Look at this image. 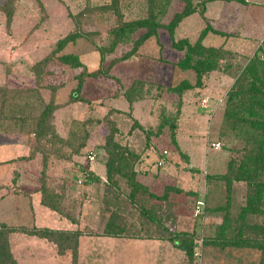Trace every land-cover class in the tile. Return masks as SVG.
<instances>
[{"label":"rangeland","instance_id":"374dc122","mask_svg":"<svg viewBox=\"0 0 264 264\" xmlns=\"http://www.w3.org/2000/svg\"><path fill=\"white\" fill-rule=\"evenodd\" d=\"M8 1L0 0V85L15 89L34 87L32 67L53 56L58 43L76 32L84 35L52 57L47 66L51 74L42 85L58 86L56 102L68 105L77 88V77L84 70L99 71L100 75L86 80L80 93L84 101L57 112V131L64 139L69 138L76 122L83 124L90 135L79 154L68 161L53 160L52 165L50 162L46 179L40 155L31 162L23 159L37 146L35 135L0 134V225L65 231L79 228L85 235L80 239L78 264H261V255L255 250L206 246L201 238L191 263L172 243L155 239L161 233L152 225L132 223L140 220L139 210L126 200L129 187L124 179L120 180V189L108 187V155L103 147L114 123L117 141L140 155L136 167L140 183L159 198L170 185L187 193L172 196L176 211L171 214L172 229L195 232L203 238L212 235L223 220L206 215L198 200L203 201L217 183L221 185L217 180L215 185H209V177L225 175L233 160L243 158V139L223 136L224 112L228 94L242 69L256 53L264 59V0H246L247 4L235 0H194L199 12L183 20L174 36L160 28L158 36L134 51L135 42L147 32L142 29L130 42L106 55L100 49L110 47L115 38L111 31L121 24L115 10L105 9L113 0H15L10 27L6 12L1 9ZM136 3L121 1L122 22L146 18L143 0ZM184 6L180 1L172 2L160 18L161 24L169 25ZM203 8L204 14H200ZM208 25L230 35L209 33L202 44L230 52L221 64L224 68L229 63L231 68L208 74L200 87L196 72L180 67L186 51L176 49L174 43L189 40L196 44ZM129 53L131 56L122 60ZM64 55L79 57L84 67L72 69L64 65L57 59ZM185 81L195 88L181 95L173 91ZM136 83H141L137 87L140 86L142 97L131 105L126 94ZM45 88L43 95L49 101L52 93ZM170 123L177 125L175 132ZM163 150L169 152L168 160L159 167ZM93 153L96 157L91 161L89 154ZM89 170L95 175L87 184ZM43 181L57 192L66 190V205L79 219L78 225L41 205V193L36 191ZM234 188L241 200L244 189ZM118 196L122 199L118 200ZM117 207L132 217L129 227L144 241L102 235L110 212ZM10 244L17 264L73 263L70 253L59 255L53 244L37 237L15 233Z\"/></svg>","mask_w":264,"mask_h":264},{"label":"trees","instance_id":"16d2710c","mask_svg":"<svg viewBox=\"0 0 264 264\" xmlns=\"http://www.w3.org/2000/svg\"><path fill=\"white\" fill-rule=\"evenodd\" d=\"M14 1L9 0L1 8L6 12L8 27L13 22ZM121 1L113 0L110 6L105 7V9H113L119 14L121 24L111 31L115 38L110 47L100 49L104 55L113 53L119 45L130 42L133 35L142 29H147V32L135 42L134 51H137L151 37L158 36V29L160 28L166 29L170 35L174 36L183 20L197 14L200 10L195 6L194 0H143L142 6L147 8L146 18L122 22L123 13L119 12ZM174 1L184 3V9L175 14L169 25H162L160 18L166 15L169 6ZM225 1L231 2L232 0ZM235 1L243 4L248 3L246 0ZM132 2L137 4L136 0H132ZM200 14H204V8ZM209 33L223 37L230 36L215 29L212 25H208L202 31L196 44H191L189 40L174 43L176 49L186 51V57L180 62V67L183 70L196 72L197 86L200 87L204 77L208 74L223 72L226 67L231 68L229 63L224 68L221 64V61L228 59L231 55L230 52L223 48H206L202 44ZM81 35L84 33L76 32L68 35L58 43V48L53 56L44 58L32 67L36 77L34 87L15 89L7 85H0V134L19 132L26 136H36L37 146L30 150L28 156L22 158L24 161L31 162L40 155L44 167L42 172L44 179L48 176L47 170L50 162L52 165L53 160L68 161L72 156L79 154L89 140V131L79 122L75 123V127L69 133V138L64 139L57 131L55 121L59 110H63L72 103L84 101L80 97V93L84 89L86 80L98 77L99 71L86 69L77 77V88L73 92L72 102L70 100L68 105L56 102L57 93L60 91L58 86L45 88L42 85L43 79L51 74L47 70V66L53 60L52 57L58 56L69 43L75 42ZM129 56H131L130 53L122 60L128 59ZM57 59L72 69L84 67L83 62L77 56L64 55L57 57ZM138 85L141 86V83H136L126 94L127 101L131 105L135 104L140 99L139 97H142ZM44 88L51 90L52 94L49 101H46L43 95ZM193 88L195 87L192 84L185 81L173 91L181 95ZM111 125L112 131L107 135L103 147L108 155L105 164L106 183L109 184L108 187H114V189L120 187L119 183L122 179L128 183L129 189L128 194L126 192V200L139 210L141 217L138 221L133 222L134 220H132V223L140 224L142 222L152 225L158 234L161 233L155 239L172 243L176 249L185 254L191 263L195 260L197 242L201 238L206 246L213 245L221 249L255 250L261 255V264H264V59H261L258 53L249 60L247 66L237 76L228 94L224 112L223 136L229 139L231 137L243 139L242 142H245L242 152L243 158L233 160L225 175L209 177V185H215V180L219 181L221 185L217 183L216 188L214 187L209 192L210 194L203 198V201L198 200V205H202L206 215L221 217L223 220L222 224L215 228V232L208 237L203 238L201 234L195 232H178L172 229L170 220L173 216L171 217V214L174 215L176 212L174 211L175 203L172 201V196L187 193L177 186L170 185L166 186L165 194L159 198L151 192L149 187L140 183L137 179L139 173L136 170L141 160L140 155L127 147H123L117 141V130L114 128V123ZM170 125L171 130L175 132L177 125L174 123H170ZM173 140L177 143L174 136ZM168 155L167 150L161 152L162 162L168 160ZM187 160L189 159L187 158ZM94 175L89 170L86 176L87 184L91 182ZM233 186H242L244 189V196L241 200L236 188L233 190ZM62 191L57 192L49 188L43 181L41 188L36 192L41 193L40 203L42 206L57 213L60 217L70 220L72 224L78 225L79 219H76L71 213L73 210L70 205H66L68 193L66 190ZM23 193L29 195V193ZM146 194L147 200H145ZM189 195L198 197L192 192H189ZM120 197L118 200L122 199ZM131 218V216L124 215V210L122 212V209L117 207L110 212L102 235L113 238L141 239L139 238L140 235L135 234L129 227V219ZM15 233L46 240L57 248L59 255L70 253L73 258L72 264H78L80 239L85 235L84 231L79 230V228L73 231H65L36 226H9L7 224L0 225V264H17L10 244V237Z\"/></svg>","mask_w":264,"mask_h":264},{"label":"built area","instance_id":"2783aa9c","mask_svg":"<svg viewBox=\"0 0 264 264\" xmlns=\"http://www.w3.org/2000/svg\"><path fill=\"white\" fill-rule=\"evenodd\" d=\"M95 157H96V155L95 154H91L90 156H89V159L91 160V161H94L95 160ZM163 165H164V162H159V166L160 167H163Z\"/></svg>","mask_w":264,"mask_h":264},{"label":"crops","instance_id":"0c3cea01","mask_svg":"<svg viewBox=\"0 0 264 264\" xmlns=\"http://www.w3.org/2000/svg\"><path fill=\"white\" fill-rule=\"evenodd\" d=\"M139 238H141V237H139ZM139 241H144V239L141 238V239H139Z\"/></svg>","mask_w":264,"mask_h":264}]
</instances>
